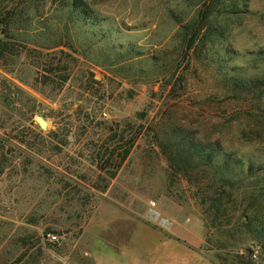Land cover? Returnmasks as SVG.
I'll use <instances>...</instances> for the list:
<instances>
[{
  "label": "rangeland",
  "instance_id": "rangeland-1",
  "mask_svg": "<svg viewBox=\"0 0 264 264\" xmlns=\"http://www.w3.org/2000/svg\"><path fill=\"white\" fill-rule=\"evenodd\" d=\"M72 2L0 0V264H97L117 214L264 264V0Z\"/></svg>",
  "mask_w": 264,
  "mask_h": 264
},
{
  "label": "crops",
  "instance_id": "crops-1",
  "mask_svg": "<svg viewBox=\"0 0 264 264\" xmlns=\"http://www.w3.org/2000/svg\"><path fill=\"white\" fill-rule=\"evenodd\" d=\"M94 222L100 226L97 231L89 226L94 237L90 255L97 264H212L166 231H140L138 220L130 215H104Z\"/></svg>",
  "mask_w": 264,
  "mask_h": 264
},
{
  "label": "trees",
  "instance_id": "trees-1",
  "mask_svg": "<svg viewBox=\"0 0 264 264\" xmlns=\"http://www.w3.org/2000/svg\"><path fill=\"white\" fill-rule=\"evenodd\" d=\"M79 0H73L74 10L80 8L81 6L78 4ZM84 6V4H81ZM191 43V41H190ZM177 139V138H176ZM175 147V149H173ZM173 152L168 155L170 162L173 166H178L182 169V165L193 167V169H198L202 165H210L212 164V159L209 154L205 152V147L200 143L188 142L184 143L183 141L173 142L170 147ZM228 184L234 185L235 182L228 181L226 179L223 180Z\"/></svg>",
  "mask_w": 264,
  "mask_h": 264
},
{
  "label": "built area",
  "instance_id": "built-area-1",
  "mask_svg": "<svg viewBox=\"0 0 264 264\" xmlns=\"http://www.w3.org/2000/svg\"><path fill=\"white\" fill-rule=\"evenodd\" d=\"M63 239V236L57 234V233H49L48 234V240L52 243H60ZM254 258H257V253L253 255Z\"/></svg>",
  "mask_w": 264,
  "mask_h": 264
},
{
  "label": "bare ground",
  "instance_id": "bare-ground-1",
  "mask_svg": "<svg viewBox=\"0 0 264 264\" xmlns=\"http://www.w3.org/2000/svg\"><path fill=\"white\" fill-rule=\"evenodd\" d=\"M39 122H40L44 127H46V125L44 124L43 120L40 119Z\"/></svg>",
  "mask_w": 264,
  "mask_h": 264
},
{
  "label": "water",
  "instance_id": "water-1",
  "mask_svg": "<svg viewBox=\"0 0 264 264\" xmlns=\"http://www.w3.org/2000/svg\"><path fill=\"white\" fill-rule=\"evenodd\" d=\"M43 126V125H42ZM44 127V126H43Z\"/></svg>",
  "mask_w": 264,
  "mask_h": 264
}]
</instances>
